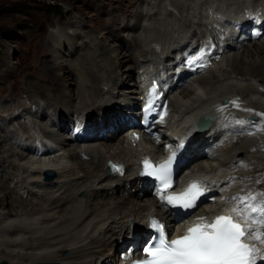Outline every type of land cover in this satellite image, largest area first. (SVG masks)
Listing matches in <instances>:
<instances>
[{
  "label": "bare ground",
  "instance_id": "obj_1",
  "mask_svg": "<svg viewBox=\"0 0 264 264\" xmlns=\"http://www.w3.org/2000/svg\"><path fill=\"white\" fill-rule=\"evenodd\" d=\"M147 6L131 16L136 19L133 27L125 24L131 17L115 20L107 24L111 30L106 31V35H90V31L83 30V23L72 32L60 29L51 32L47 45L51 59L45 60L44 65L53 76L49 85L42 89L50 90L55 96L46 99L45 102L51 104L33 101L37 109L25 112L41 119L47 116L45 108L55 110L48 116L58 131L48 129L36 119L32 124L40 129L44 138L54 141L60 152L51 151V147L34 134L24 133L28 129L25 121L6 134H0V167L3 169L0 175L9 180L0 179V191L4 192L0 197V208L9 206V214L4 216L0 212V262L116 264L124 244L144 240L148 232L147 219L152 212L169 222L170 215L149 193L137 167L143 155L163 151L164 145L145 138L136 146L135 140H129L126 133H121L125 124L118 120L116 125L109 116L127 115L137 103L131 95L125 98L119 95L122 86L131 85L127 89L131 93L140 86L136 78L131 83L121 81L122 74L132 77L136 67L151 60H159L158 64L165 71L171 70L175 50L189 38H206L207 31L214 38L227 36L228 49L221 54L220 60L214 61L218 62L214 67L198 75L192 83L177 85L178 94L172 92L166 96L171 114L174 112L178 119L171 123V132L163 138L188 134L190 140L186 149L192 172L201 170V176L213 183L214 189L223 190L221 196L234 193L238 187L255 186L264 193V129L250 137L246 136L254 129L252 126L245 134L229 133V140L223 144L225 128L232 127V121L204 132L195 129L197 116L216 114L213 111L216 102L224 103L227 97L240 96L246 100L245 107L264 110V38L247 42L230 34L233 18L245 15L246 9L254 7L264 12V0H150ZM160 7L164 13L161 18H155L156 13L160 14ZM221 17L225 19L221 20ZM122 32L127 35L123 38L128 41L127 49L119 46ZM76 34L88 39L77 44L73 39ZM106 38L116 41L118 48L99 46ZM66 53L70 59L65 57ZM73 59L77 61L73 64V73L80 80L75 85L74 95L71 82L58 79L61 75L56 72L59 66L64 70L65 61L71 66ZM5 66L4 73L7 74L10 69ZM63 76L66 78V74ZM209 76L212 79H208ZM195 83L205 86L202 89L198 85L193 89ZM218 83H225L226 89L216 93L213 86ZM61 96L69 99V103L63 104L65 112L58 106ZM55 105L58 107L54 108ZM18 106L21 104L15 105ZM5 111L12 114L10 109ZM21 114L15 117H21ZM73 117L76 121L82 120L89 133L111 125L115 129L108 131L106 137H97L98 132L96 138L76 143L71 140V130L67 131L71 122L70 129L76 125ZM3 119H0L3 121L0 126L5 132L8 125ZM25 136L28 141L34 137L38 144L23 143ZM17 147L26 148L29 153L34 147V156L38 157L29 158V153L25 155ZM3 152L7 154L2 155ZM112 159L126 164L124 176L110 173L108 163ZM48 170L54 173L52 179L45 177ZM229 181L236 184L229 185ZM11 183L15 184L14 191L10 189ZM33 187L40 190L35 191ZM36 195L38 202L33 205L32 198ZM30 205L33 206L28 208ZM224 205L217 202L208 209L200 207L198 211L202 214L215 212Z\"/></svg>",
  "mask_w": 264,
  "mask_h": 264
},
{
  "label": "rangeland",
  "instance_id": "obj_2",
  "mask_svg": "<svg viewBox=\"0 0 264 264\" xmlns=\"http://www.w3.org/2000/svg\"><path fill=\"white\" fill-rule=\"evenodd\" d=\"M149 1L150 0H0V119L4 118L3 120H6L8 125L7 131L5 132L4 128L0 126V134H6V132L9 130L19 127V123L21 121H25L28 123V129L24 130V133L28 134V132H30L31 134H34V136L38 137L39 140L46 141L49 146H51V151L60 152V150H56L59 148L56 146V143L51 141V139H44L40 133V129L32 124V121L36 119V121H39L48 129L58 131L57 127L51 125L50 116H48L51 113H54L55 110L51 107L45 108L47 116H44L41 119L36 118V116H33L30 112H25L28 109H32L33 111L37 109V106L36 104H33V101H41L42 104H51L45 101L46 99H53L52 97L55 96V94L51 93L50 90L44 91L42 89V86L44 87V85H49L48 81H50V79H52L51 76H53L51 70L46 68V65H44V62L46 63L45 60L51 59V56L47 50V45L49 44L48 40L51 38V32L58 29L65 32H72L76 29V27L79 26V23H83V30L90 31V35L92 34L93 36H102L106 33V31L108 32L111 30L109 27H107L109 22L115 20H124L126 17L133 16L137 12L146 9L148 7L147 4ZM163 2H165V0H163ZM160 9V14L158 15V13H156L154 15L155 18H161L160 15L164 13L161 7ZM135 23L136 19L131 17L125 24L131 28L135 25ZM157 25L160 26L158 23ZM123 33L124 32H122L118 39V41L121 43L119 46L121 47L123 45L121 49H127L125 46H127L128 41H126L127 39H123L126 38L127 35L124 36ZM262 38H264V36ZM73 39H75L77 44H81L88 38L84 35L78 36L76 34L73 36ZM116 44L117 42L112 38H106L100 41L99 46L107 45L109 48L114 49L118 48ZM118 52H120V49H118ZM65 57H68L67 53ZM101 57L105 58L103 54H101ZM68 58L70 59V57ZM73 61L74 62H72L71 66L66 64L67 62L65 61L63 64L64 70H61L60 66L58 65L59 68L56 72L61 75L58 79L62 81L63 79H66L69 84L71 82L70 88L72 94L74 95V91L77 89V86L75 85L77 81L79 82L80 80L73 73L75 72V66L73 64H76L77 62L74 59ZM4 66L7 69H10L9 73H4ZM137 69L138 67L133 70L132 77L131 74L129 75L130 77L122 74L120 77L121 81L125 83H129L130 81L133 82V79L136 78ZM65 74L66 78L63 76ZM211 77L212 76H209L208 79H212ZM198 85L200 84L195 83L192 88L195 89ZM207 85L208 84H206V86ZM130 86H122L123 89L118 90L119 95H122V98H125L127 95H131V98L137 99L138 93L136 91L131 93L129 90H127L130 88ZM204 86L205 84L200 85L202 89ZM209 86L212 87L211 85ZM213 87L215 88L214 90L216 93L221 89H226L225 83H218ZM179 92L180 90L178 89V92L175 90L173 94H178ZM66 97L67 96H63L61 101L58 103V106H61V110L63 112H65L63 104L69 103L67 102L69 99ZM74 100H76V98ZM243 102L246 103V100ZM20 104L21 106L15 107V105ZM56 106L57 105H55L54 108ZM5 109H10V113L12 114L9 115V113H6ZM21 112H24V114L22 115ZM20 114L22 115L21 117H15L16 115ZM173 114L171 115V119L168 124L169 126L178 119V116H176L174 112ZM124 119V115H121L120 117H115L113 121L116 122L117 120ZM0 121L3 123L2 120ZM18 142H21V140H18ZM25 142L30 144L36 143L34 141V137L28 141L26 140V136L23 139V143ZM12 143H14V140ZM32 149L33 150L29 153V150L26 148L17 147V150H23L25 155L29 153V158L38 157L37 155L34 156V147ZM262 153H264V150ZM3 154L6 155L7 152H3L2 155ZM2 170L3 169L0 167V171ZM0 179L2 181H9L3 177L1 178V175ZM10 185V189H13L14 191L15 184L11 183ZM33 190L39 191L40 189L39 187H33ZM3 195L4 192L0 191L1 198ZM32 199L33 205H35L38 202L37 195ZM33 205L28 206V208L32 207ZM8 208L9 206L0 208L1 215L9 214Z\"/></svg>",
  "mask_w": 264,
  "mask_h": 264
},
{
  "label": "snow or ice",
  "instance_id": "obj_3",
  "mask_svg": "<svg viewBox=\"0 0 264 264\" xmlns=\"http://www.w3.org/2000/svg\"><path fill=\"white\" fill-rule=\"evenodd\" d=\"M203 56L202 52L190 63L203 59ZM152 106L153 100L150 99L146 111L151 112ZM235 106L240 107L238 103ZM143 163L142 175L159 181L156 194L162 202L179 211L196 207L197 201L204 194V189L197 182L190 183L182 192L165 194L172 187L173 165L178 163L176 152H172L159 164L154 165L148 159ZM113 167L117 172H123L122 167ZM232 199L240 202L238 207L232 209L233 214L219 215L211 223H206L204 217H199L198 222L174 239H169L162 223L153 220L151 227L157 230V235L144 248L147 258L137 260L135 264H257V256L261 250L246 241L254 239L264 243V193ZM238 220L245 223H239ZM260 260L264 261V257H260Z\"/></svg>",
  "mask_w": 264,
  "mask_h": 264
},
{
  "label": "water",
  "instance_id": "obj_4",
  "mask_svg": "<svg viewBox=\"0 0 264 264\" xmlns=\"http://www.w3.org/2000/svg\"><path fill=\"white\" fill-rule=\"evenodd\" d=\"M157 49L159 50L160 47L158 46ZM200 124L208 125V123L203 119L201 120ZM46 174H47L48 179L51 178V176H50L51 172L48 171V172H46ZM0 264H8V263L6 261H3V262H0ZM36 264H60V263L59 262H38Z\"/></svg>",
  "mask_w": 264,
  "mask_h": 264
}]
</instances>
